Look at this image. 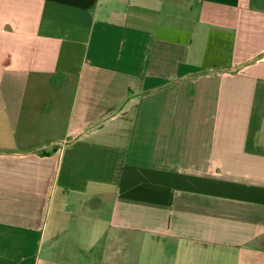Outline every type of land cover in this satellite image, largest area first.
<instances>
[{"label": "crops", "instance_id": "0c3cea01", "mask_svg": "<svg viewBox=\"0 0 264 264\" xmlns=\"http://www.w3.org/2000/svg\"><path fill=\"white\" fill-rule=\"evenodd\" d=\"M0 264H264V0H0Z\"/></svg>", "mask_w": 264, "mask_h": 264}]
</instances>
